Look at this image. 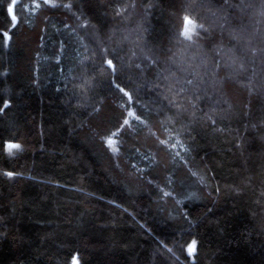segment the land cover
<instances>
[{
	"label": "trees",
	"instance_id": "trees-1",
	"mask_svg": "<svg viewBox=\"0 0 264 264\" xmlns=\"http://www.w3.org/2000/svg\"><path fill=\"white\" fill-rule=\"evenodd\" d=\"M0 264H264V0H0Z\"/></svg>",
	"mask_w": 264,
	"mask_h": 264
},
{
	"label": "rangeland",
	"instance_id": "rangeland-1",
	"mask_svg": "<svg viewBox=\"0 0 264 264\" xmlns=\"http://www.w3.org/2000/svg\"><path fill=\"white\" fill-rule=\"evenodd\" d=\"M186 27H188V28L191 30V35H192L193 33H195V32L200 31V30H199V27H198L196 24H194L193 22H192L191 25L186 24ZM131 113L134 115V112H131ZM132 114H131V115H132ZM131 115H130V114H127L125 117L122 118V120H121V125H120V130H121V131H125V130H127V129H129V128L132 127V125H133V122H132L133 117H132ZM125 120L128 121L127 124H124V121H125ZM108 144H109V143H108ZM109 146H110V148H111L114 152H116L117 147L119 146V143H118L117 141H114V140H113V143H112L111 145H109ZM76 260H77V259H76Z\"/></svg>",
	"mask_w": 264,
	"mask_h": 264
},
{
	"label": "snow or ice",
	"instance_id": "snow-or-ice-1",
	"mask_svg": "<svg viewBox=\"0 0 264 264\" xmlns=\"http://www.w3.org/2000/svg\"><path fill=\"white\" fill-rule=\"evenodd\" d=\"M8 11L11 13L12 12V8H9ZM12 18H13V20H15V16H13ZM186 23L188 25H191L192 21L191 20H186ZM183 35L185 36V38L190 39L191 38V30L188 27H185ZM108 63H109V65H111L112 62L108 61ZM130 115H131V113H130ZM127 123H128V121L125 120L124 124H127ZM108 143H109V145H111L113 143V141L109 140ZM9 147L10 148H19L20 146L18 144H12V145H9ZM8 175L11 176L12 174L8 173ZM195 249H196V243H195V241H193L192 244L188 246L187 251L191 255V254H193L195 252Z\"/></svg>",
	"mask_w": 264,
	"mask_h": 264
},
{
	"label": "water",
	"instance_id": "water-1",
	"mask_svg": "<svg viewBox=\"0 0 264 264\" xmlns=\"http://www.w3.org/2000/svg\"><path fill=\"white\" fill-rule=\"evenodd\" d=\"M128 97H130V95H129V94H128ZM131 112H134V111H130V112H129V114H130ZM131 114H132V113H131ZM131 116L135 118V117H136V114H135V112H134V115L132 114Z\"/></svg>",
	"mask_w": 264,
	"mask_h": 264
}]
</instances>
